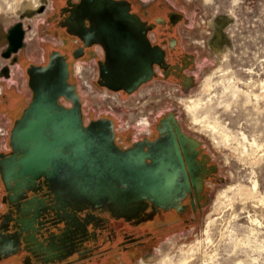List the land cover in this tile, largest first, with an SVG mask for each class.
Masks as SVG:
<instances>
[{"label": "flooded vegetation", "instance_id": "1", "mask_svg": "<svg viewBox=\"0 0 264 264\" xmlns=\"http://www.w3.org/2000/svg\"><path fill=\"white\" fill-rule=\"evenodd\" d=\"M81 1L42 0L37 8L43 9L42 21L33 37L23 20L0 24V264H131L140 257L146 259L170 231H180L197 219L209 202L212 185L222 181L219 162L205 141L186 130L175 106L153 111L147 122L138 121L144 114L131 116L134 120L124 126L112 108L94 113L92 100L84 98L74 80L73 69L83 64L79 67L88 70L90 67L84 65H92V81L97 88L116 92L122 98V102H112L116 105L124 104L126 98L152 82L190 92L199 82L197 72L203 63L199 51L183 43L184 27L191 24L190 14L173 0H124L143 28L146 45L141 46L142 57L153 56L154 50L158 53V60L152 61L151 77L128 91L106 84L102 66L113 60L106 39L90 31L93 21L85 17L79 24L76 6ZM39 34L45 36L42 42L37 39L40 45L36 47L33 40ZM135 38L125 34L120 39L129 43ZM55 51L61 52L68 63V80L80 95L85 125L107 120L113 124L115 144L120 149L163 153L165 161L172 163L179 161L174 147L177 142L183 166L175 175L183 187L171 202L159 205L146 199L141 205L134 201L128 210H122L111 204L76 200L44 176L34 181L16 176L12 163L22 151L13 141V130L33 99L30 70L48 64ZM60 101L72 106L65 96ZM174 119L187 140H181ZM158 142L164 146H155ZM170 147L172 156L168 155ZM146 160L153 162L152 157Z\"/></svg>", "mask_w": 264, "mask_h": 264}, {"label": "rangeland", "instance_id": "2", "mask_svg": "<svg viewBox=\"0 0 264 264\" xmlns=\"http://www.w3.org/2000/svg\"><path fill=\"white\" fill-rule=\"evenodd\" d=\"M17 1L0 0V24L23 20L33 37L43 9L29 10L25 4L28 0ZM173 1L191 16V24L184 27L183 43L197 49L203 60L193 90L184 93L152 82L126 98L124 104L116 105L92 81V65H84L90 67L88 70L81 69L83 64L73 69L74 80L84 98L92 100L94 113L112 108L124 126L134 120L132 113L144 114L138 121L147 122L153 111L175 106L186 130L205 141L220 164L222 181L212 185L207 206L190 226L170 231L158 242L153 248L156 258L169 253L174 258L171 264H264V0ZM41 35L33 40L36 47L45 36ZM212 70L214 86L210 94H204V104L195 110L199 119L196 123L166 92L177 96L200 93L202 81ZM157 94L156 99H149ZM215 124L218 128L225 126L228 139L213 127ZM229 185L234 189L228 196L219 195L221 187ZM118 189L115 186L116 192ZM192 246H196L190 253L193 255L182 259V252H190ZM141 259L131 264H139Z\"/></svg>", "mask_w": 264, "mask_h": 264}, {"label": "water", "instance_id": "3", "mask_svg": "<svg viewBox=\"0 0 264 264\" xmlns=\"http://www.w3.org/2000/svg\"><path fill=\"white\" fill-rule=\"evenodd\" d=\"M76 13L79 24L89 17L93 21L90 31L107 41L113 62L102 66V74L109 87L132 91L151 77L152 61L158 60V53L154 50L153 56L142 57L141 46L146 45L143 28L126 1L82 0ZM125 34L136 38L128 43L120 39ZM69 74L65 56L58 51L52 53L48 64L30 70L33 99L13 130V141L22 151L12 163L16 176L29 181L44 176L76 200L111 204L122 210H128L134 201L141 205L146 199L159 205L171 202L183 187L175 175L183 166L177 142L174 147L179 161L174 163L165 161L163 153L120 149L111 122L99 119L84 124L80 95L68 80ZM61 96L72 106L64 105ZM174 123L181 140H187L175 119ZM155 146L164 144L158 142Z\"/></svg>", "mask_w": 264, "mask_h": 264}, {"label": "bare ground", "instance_id": "4", "mask_svg": "<svg viewBox=\"0 0 264 264\" xmlns=\"http://www.w3.org/2000/svg\"><path fill=\"white\" fill-rule=\"evenodd\" d=\"M20 1V0H18ZM17 1V2H18ZM24 1V0H23ZM22 3V2H21ZM18 4V3H17ZM24 4V3H23ZM29 10H33V9H37L39 8V6L41 5V0H28L27 3H25ZM22 6V5H21ZM38 13V12H37ZM33 15V14H32ZM97 49V48H96ZM216 51H220V48L219 47H216L215 48ZM88 72V71H87ZM212 75H213V70L207 74L206 78L204 81H202V86L201 85H198V86H201V91L200 93L198 92L197 94L195 93H192V94H189L187 96H183V95H180V96H177L176 93H171L170 91H167L166 93H170V96L173 97V98H176V102L182 106V108L184 109L185 113L192 118V120L196 123H198L199 119H198V115L196 114L195 110L197 108H199L200 106H202L204 103H203V99H204V94L207 93V94H210L212 92V88L214 86V79L212 78ZM94 76V75H93ZM186 77V76H185ZM189 78V77H188ZM190 79V78H189ZM189 81V80H188ZM152 86V85H151ZM157 87V86H156ZM175 87V86H174ZM142 88V87H141ZM228 89V88H227ZM226 89V90H227ZM110 90V89H109ZM142 90V89H141ZM238 90V89H237ZM104 91V94H107V95H111V97L113 98V102L114 101H117L118 102H122V98L119 96V94H117L115 92L114 93H111L109 92L107 89L103 90ZM244 91V90H243ZM142 92V91H141ZM119 93V92H118ZM237 94V93H236ZM258 94V93H257ZM160 94H157L155 96L151 95L149 97V99L153 100V99H156ZM257 96V95H256ZM106 97V96H105ZM211 98V97H210ZM160 99V98H159ZM211 100V99H210ZM84 102V101H83ZM145 108V106L142 107V109ZM155 108V107H154ZM153 108V109H154ZM144 113V112H143ZM132 117H135V114L132 113L131 114ZM142 119V118H141ZM194 127V126H193ZM216 130H221V132L223 133V135L225 136V138L228 139V137L230 136V134L227 132V129L225 128V126H222L220 128H218V125L215 124L213 126ZM195 129V128H194ZM258 148V147H256ZM260 148V147H259ZM254 152V151H253ZM246 156V155H245ZM192 161V160H191ZM254 185H257V182L256 184ZM234 187L232 185H229V186H226V187H221V189L218 191L219 195L223 194L224 196H228V193L230 190H233ZM242 189V188H241ZM256 189V188H255ZM239 191V190H238ZM249 192V191H248ZM247 192V194H248ZM217 195V194H216ZM222 196V195H221ZM220 196V197H221ZM219 197V198H220ZM229 199V198H228ZM231 199V198H230ZM227 201V200H226ZM213 204V203H212ZM190 244V243H189ZM193 245V244H192ZM195 247L196 246H192L191 247V251L189 252L188 250L187 251H183L182 252V259L183 258H187L189 256V254L191 252L194 253V250H195ZM190 255H193V254H190ZM137 260V259H136ZM141 262L139 264H171L173 263L174 261V258L169 254V253H165L163 255V257L161 258H156V255L154 253H151L149 254V256L146 258V259H141L140 260ZM137 264V263H135Z\"/></svg>", "mask_w": 264, "mask_h": 264}]
</instances>
